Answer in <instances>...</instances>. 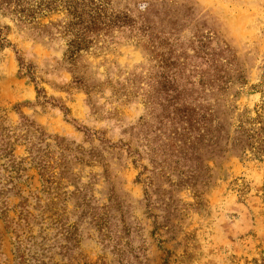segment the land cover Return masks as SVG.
Returning a JSON list of instances; mask_svg holds the SVG:
<instances>
[{"label":"rangeland","instance_id":"374dc122","mask_svg":"<svg viewBox=\"0 0 264 264\" xmlns=\"http://www.w3.org/2000/svg\"><path fill=\"white\" fill-rule=\"evenodd\" d=\"M0 29V264H264V0H0Z\"/></svg>","mask_w":264,"mask_h":264},{"label":"trees","instance_id":"16d2710c","mask_svg":"<svg viewBox=\"0 0 264 264\" xmlns=\"http://www.w3.org/2000/svg\"><path fill=\"white\" fill-rule=\"evenodd\" d=\"M15 1V2H14ZM2 3L7 5L22 6V0H2ZM24 9H16L17 12L23 15ZM2 36V31L0 29V39ZM249 122V127H241L240 131L244 134V142L250 147L251 150L258 154H264V118L261 115H257ZM219 131H223L219 128Z\"/></svg>","mask_w":264,"mask_h":264}]
</instances>
